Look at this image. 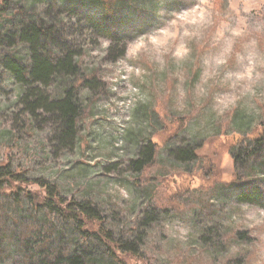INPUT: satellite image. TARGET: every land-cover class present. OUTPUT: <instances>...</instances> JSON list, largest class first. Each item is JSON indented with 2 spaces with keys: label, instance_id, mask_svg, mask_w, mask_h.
Here are the masks:
<instances>
[{
  "label": "rangeland",
  "instance_id": "rangeland-1",
  "mask_svg": "<svg viewBox=\"0 0 264 264\" xmlns=\"http://www.w3.org/2000/svg\"><path fill=\"white\" fill-rule=\"evenodd\" d=\"M92 1L9 0L53 26L40 44L21 37L30 25L15 12L0 16V174L64 206L91 203L135 251H118L124 264H264V0H133L108 18ZM12 53L27 66L34 53L70 55L79 73L20 83L2 61ZM70 86L81 115L65 142L26 103ZM150 145L153 162L135 171ZM39 210L0 196V264H28L35 225L53 228V249L114 264L97 239Z\"/></svg>",
  "mask_w": 264,
  "mask_h": 264
},
{
  "label": "trees",
  "instance_id": "trees-1",
  "mask_svg": "<svg viewBox=\"0 0 264 264\" xmlns=\"http://www.w3.org/2000/svg\"><path fill=\"white\" fill-rule=\"evenodd\" d=\"M92 2H96L104 7L106 11L105 17L108 18L110 16H116V10L124 9L126 6H132L133 0H113L110 3L105 0H95ZM10 11L15 12L17 23L22 22L23 25H30L27 32L32 34V37L30 39L28 37L24 38L21 35L22 30L20 31L21 28L19 27L15 29L16 33L14 34H20L23 39H27L32 44H40L39 38H48L50 36L53 26L50 25L46 28L38 27L33 19L35 17L34 13H28L21 8L12 7V3H9V0H1L0 16H6ZM12 20H15V18L13 17ZM8 56L9 59L5 56L2 58V61L7 62L6 66L15 73L20 83L28 81L29 78L42 85H47L51 77H60L59 74L63 71L67 73V76H74L79 73V68L71 64L70 55L59 59L56 58V55L49 58H41L38 53H34L33 63L30 64L31 66L23 64L24 59L15 53ZM71 87L73 88V86L67 87L64 98L50 101V99L43 98L42 96L38 97L34 94L32 96H36L37 98L26 103L29 112L35 114L38 110H41L45 115L49 116L51 121L55 122V124L57 123V126L60 124V127L63 128L60 141L65 142H67V139L71 140L75 137L81 115V107L77 102V89L73 88L75 89V92H73ZM28 98L27 95L26 99ZM144 155L145 158L133 162L134 169L137 172L142 171L153 162L154 148L152 145L147 147ZM186 155L190 156L191 154ZM27 182L20 179V175L14 172L0 174V196L8 197L18 204H21L26 199L34 211L44 209L45 211L47 210L49 215H55L66 222H70L73 224V229L79 233L84 241L92 238L97 239V245L99 244L106 248L109 253L107 251L105 253L114 264H124L118 256V251H122L120 254H124L123 249H129V251L135 252L128 245L113 240L110 233L102 228V218L97 215L98 213L92 207L91 203L71 202L68 203V206H64V202H62L60 196L56 195V192L52 191V189L51 191H47L48 194H41L37 191L31 192L21 188L20 183ZM33 182L38 183L36 181ZM35 223L39 222L36 221ZM28 229L31 231V234L26 237L24 244L28 252V264H48L51 262L52 264H89L92 262L88 250L83 252V256H77L75 252H70L66 248L53 249L50 241L53 228H43L42 225H35L30 226ZM1 231L2 229L0 228V244L4 239ZM37 249H41L46 254V260L42 261L41 258L35 256V250L37 251Z\"/></svg>",
  "mask_w": 264,
  "mask_h": 264
}]
</instances>
